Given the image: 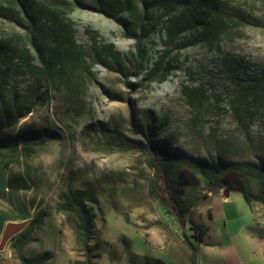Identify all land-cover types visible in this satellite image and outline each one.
Returning a JSON list of instances; mask_svg holds the SVG:
<instances>
[{"label": "rangeland", "instance_id": "1", "mask_svg": "<svg viewBox=\"0 0 264 264\" xmlns=\"http://www.w3.org/2000/svg\"><path fill=\"white\" fill-rule=\"evenodd\" d=\"M108 1L143 25L141 51L95 0H30L50 75L29 23L0 0V219L4 210L33 244L58 246L64 264H86L89 246L101 264L121 251L134 260L147 247L136 231L151 234L160 218L183 238L172 192L189 218L210 193L232 189L209 204L215 218L236 211L228 224L239 226L243 188L264 226V0ZM204 19L214 29L206 37ZM171 20L179 27L165 44ZM161 59L173 69L150 82L145 68ZM195 225L187 219L186 232Z\"/></svg>", "mask_w": 264, "mask_h": 264}, {"label": "crops", "instance_id": "2", "mask_svg": "<svg viewBox=\"0 0 264 264\" xmlns=\"http://www.w3.org/2000/svg\"><path fill=\"white\" fill-rule=\"evenodd\" d=\"M231 193L232 189L227 192L221 190L217 193H210L206 200L201 203V206L194 211V215L191 213L187 218L186 211L183 218L184 223L181 224L183 238L174 232L171 226L165 225L161 218L159 219L160 227L158 230H152L151 234L148 230L141 232L137 230V237L147 243L144 252L134 253L138 257L127 262L126 258L123 257V251H121L118 257L109 259V264H144L142 260L144 255L160 259L164 263L190 264L193 253L191 244L197 245L196 259L198 264H250L253 258L264 264V226L260 224L256 210L251 203L243 197L245 204L241 215L244 216V221L239 223V226L228 224L233 219H238V217L235 218L236 211L227 213L222 210L218 217L213 216L209 204L210 198L218 196L225 203L229 200ZM3 214L4 217L0 219V241L6 224L18 222L17 219H7L4 210ZM187 219L190 223L193 222L196 226L201 227L203 231L201 242L194 240L192 227H190V232H186L185 223ZM172 220L176 221L173 215ZM172 225L175 223L172 222ZM25 227L26 224L11 235L3 247L0 246V264H32L30 262L37 260V258L40 261L35 264H64L62 260H59L58 263L59 257L56 255V253L58 254V246L54 248L48 245L33 244L25 232ZM237 235L241 238H237ZM87 244L89 246V241ZM88 249L92 263L101 264V257L96 259L92 247L89 246ZM42 255H45L43 259L41 258ZM124 259L125 263H121L120 261Z\"/></svg>", "mask_w": 264, "mask_h": 264}, {"label": "trees", "instance_id": "3", "mask_svg": "<svg viewBox=\"0 0 264 264\" xmlns=\"http://www.w3.org/2000/svg\"><path fill=\"white\" fill-rule=\"evenodd\" d=\"M15 3V8H16V12H18L21 16H23V18L29 23L28 26H30V30H31V36H30V41L31 43L33 44V47H34V51L38 57L39 60H41L43 63H44V68H45V71L51 75V72H50V64L51 62L47 61L44 56H43V48L44 46L42 45V43L38 40L39 39V36L40 34H38L35 30L36 29H41V26L39 25V22H38V19L36 17V14L34 13V11L32 10V6L30 4V0H11ZM180 1H185V0H176V2L178 3H181ZM206 0H193V5H201L203 6L204 5V2ZM96 2V5L98 6V8H95L109 16H112L114 17L117 21L120 22V24L123 26V29H124V32H125V35L128 36V37H132L133 40L135 41L136 43V47H137V50L141 51L142 48L140 47L141 45V41H142V37L145 35L144 33V27L143 25H141L139 27L138 30H136L135 28V25L129 21L126 20V18H123V17H119V9H121L123 7V3L121 2H117V3H112L108 0H95ZM128 3V0H125V4ZM206 3H208V1H206ZM209 9V7H208ZM211 9V8H210ZM203 16H200V15H196L195 17L191 18V20H187L188 22L189 21H193V22H196L198 20H201ZM204 22L203 25H201V28L200 31L202 32V35L203 37H206L207 33L210 32V31H213L214 29H211L210 26L207 24V21L206 19L202 20ZM200 23V22H198ZM178 27H179V22H173L172 20L169 21L165 28L163 29V36H164V40L163 42L165 44H170V43H173L175 41V36H176V31L178 30ZM197 28V27H196ZM216 29V28H215ZM43 32H45L46 34H50V35H53V32L57 35V32L55 29H51V28H48L46 27ZM62 38H66V35H61ZM111 45V44H110ZM113 47V45H111ZM106 53H108L109 55H111L114 59V63H116L117 67H120L121 66V63L120 61H118V58L116 56H114L112 54V52L110 51H107ZM98 60H101V58L98 57ZM152 64V63H151ZM173 69V65L168 62V61H165L163 62V60H156L151 66L145 68L146 72H147V76H148V79L149 81H154L156 79H159L160 81L163 80V78H165V76L170 73V71H172ZM146 76V77H147ZM149 81H146L147 83H149ZM32 97V94L29 95V98L28 99H31ZM29 101V100H27ZM128 101H130L131 103H133L130 98H128ZM14 109L16 111V113H19V115H25L26 113H29L30 111V108L29 106L27 105H23L21 104L20 106L19 105H14ZM26 110V111H24ZM18 115V116H19ZM21 116V117H23ZM17 117V116H16ZM15 117V118H16ZM110 136L111 138H115L116 136L111 132L110 133ZM146 145L151 147L152 150H154V153L156 154V156L159 158V159H165V154L162 150L160 149H156L154 147V145L152 144V142L148 141L146 142ZM3 147V144L2 142H0V149ZM204 173V172H203ZM206 175L207 178H209V174L208 173H204ZM263 174V173H262ZM243 192V197L244 199L250 203V200H249V195L244 191L243 188H240ZM171 198H172V201L173 203L175 204V206L177 207V210L180 214H184L186 212L185 210V206L183 205L181 199H180V196L178 193L176 192H172L171 193ZM81 220H82V224H81V227L85 230V239H84V245L87 249V243H88V235L86 234V231H87V225H88V220H87V216L85 215V213H82L81 214ZM191 224H194L193 222H191ZM193 231H194V240L197 241V242H201L202 241V237H203V231L201 229V227L199 226H196L195 227H192L191 228ZM192 245V250H193V253H192V256H191V262L190 264H198L197 262V259H196V251H197V245L195 244H191ZM86 264H93L91 262V256H90V253H87L86 254ZM143 263L144 264H167V263H164L162 262L160 259H157V258H152V257H149L147 255H144L143 258ZM40 259L37 258V260H34L33 262H30L32 264H35L37 262H39Z\"/></svg>", "mask_w": 264, "mask_h": 264}, {"label": "water", "instance_id": "4", "mask_svg": "<svg viewBox=\"0 0 264 264\" xmlns=\"http://www.w3.org/2000/svg\"><path fill=\"white\" fill-rule=\"evenodd\" d=\"M23 222H9L6 224L5 231L0 241V246L3 247L5 242L10 238V236L18 231L20 228L24 226Z\"/></svg>", "mask_w": 264, "mask_h": 264}]
</instances>
